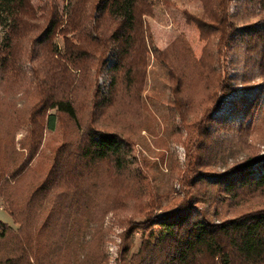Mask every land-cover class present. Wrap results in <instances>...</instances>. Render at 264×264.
I'll return each mask as SVG.
<instances>
[{
    "label": "rangeland",
    "instance_id": "rangeland-1",
    "mask_svg": "<svg viewBox=\"0 0 264 264\" xmlns=\"http://www.w3.org/2000/svg\"><path fill=\"white\" fill-rule=\"evenodd\" d=\"M30 2L37 10L40 29L35 32V37L39 43L34 44V51L30 53L31 41L23 40L22 46L15 50L14 58H0V221L14 230L19 225L8 213L9 200L13 198L19 203L26 200L25 180L32 174L44 180L64 136L76 132L73 123L63 117L55 129H44L38 154L31 159L30 148L34 142L30 130L37 132L38 122L46 117V111L33 109L41 99L34 76L44 54L40 43L42 37L38 35L52 15L66 25L75 12L77 0ZM148 3L150 13L141 17L146 66L134 72L125 70L126 81L122 87L126 94H119L116 101L118 106L123 97L122 101L126 103V97L133 98L139 89L138 98L133 99H137V106L141 104V108L129 114L138 130H125L133 136L129 170L112 174L111 162L103 161L82 186L85 196L76 210L82 196L78 197L72 191L63 194L64 201L74 204L70 209V221L65 225L62 221L58 224L53 215L43 230L42 240L53 228L61 230L67 224L68 228L72 226L81 232L78 260L97 248L99 238L106 255L103 264H119L122 247L127 243L124 234L131 221L139 223L137 225L147 221L149 226L138 229L130 238L129 257L137 253L147 239L167 250L172 249L174 239L148 217H159L168 209L203 200L190 186L192 181L201 178L206 179L209 203L198 204V213L207 212L211 206L208 197L217 194L216 188L211 186L216 174L226 173L248 159L264 157V58L260 56L264 53V0H149ZM221 9H225V25L212 24L213 13ZM95 17H98L96 11L92 15V25ZM4 29L0 26V53L5 49ZM54 42L55 47L63 51V35H57ZM186 46L196 61L205 57L216 59L214 66L222 81L216 93V104L205 118L207 138L201 143L197 141L205 148L196 154L193 147L188 148L190 133L186 122L169 103L173 98L170 71L161 60L164 53H173L175 49L182 52ZM128 62L139 64L140 55H132ZM96 63L88 64L84 70L82 86L76 95L82 116L100 118V123L107 124L102 117L103 110L95 103L109 94L118 63L117 49L108 48L102 62ZM115 110L118 108H112ZM112 111L108 114L115 127L119 116ZM200 115L201 111L197 113ZM127 124L128 127L131 125L130 122ZM194 134L196 136V132ZM212 154L218 158L211 161V168H201L195 163L196 156L213 160ZM261 163L264 164V160ZM249 204L253 208L264 206V195H257L244 206ZM150 214L152 216H148ZM44 220L45 215L39 219V226ZM181 232L182 228L176 229V233ZM72 262L77 263L74 259Z\"/></svg>",
    "mask_w": 264,
    "mask_h": 264
},
{
    "label": "trees",
    "instance_id": "trees-1",
    "mask_svg": "<svg viewBox=\"0 0 264 264\" xmlns=\"http://www.w3.org/2000/svg\"><path fill=\"white\" fill-rule=\"evenodd\" d=\"M148 2L77 0L75 12L66 25L63 26L52 15L38 35L42 37L40 43L44 54L38 61L34 76L41 99L33 109L46 111V117L38 122L37 132L30 130L34 142L30 148L31 159L38 154L44 129H55L63 117L73 123L76 132L72 136H64L44 180L33 174L25 180L26 200L20 203L13 198L9 200L8 213L19 228L14 230L0 221V264H74L73 259L76 264L105 262L106 255L99 238L97 248L78 260L81 232L72 226L68 228L67 224L61 230L53 228L42 240L43 230L48 227L49 218L53 215L58 224L62 221L65 225L70 221V209L74 204L64 201L63 194L72 191L78 197L82 196L76 210L85 196L82 186L103 161L111 162L112 174H123L129 170L133 136L125 130H138L136 122L129 116L141 108V104L137 106V99H133L138 98L137 83L133 98L128 95L124 103L121 97L118 106L116 101L119 94H126L122 87L126 81L125 70L134 72L146 66L147 51L142 41L141 17L150 13ZM36 11L30 0H0V26L6 31L3 40L5 49L1 50L4 54L0 53V58H14L26 39L33 46H30L29 52L34 51V44L38 42L35 32L40 29ZM95 11L98 17L94 18L95 24L92 25ZM224 11L217 10L213 13L214 17L211 15L214 18L212 24L225 25ZM59 34L63 35V51L55 47L54 39ZM112 46L117 49L118 57L112 86L109 94L95 103L103 110L102 117L108 122L103 124L100 118L81 115L76 92L82 86L88 64L102 62L105 52ZM132 55H140L139 64H127ZM260 56L264 58V53ZM161 57L170 71L173 98L169 103L186 122L190 133L188 148L193 147L196 154V151L205 148L199 146L207 138L208 122L205 118L216 104V93L222 86L221 76L214 66L216 59L205 57L196 61L188 46L185 51L175 49L173 53H164ZM73 70H80V73ZM112 108L118 110L112 111ZM51 110L56 111L48 113ZM108 111L119 116L115 127L111 125L113 118ZM200 111L201 115L197 116ZM127 122L131 124L129 127ZM219 148L222 150V146ZM211 156L213 160L196 156L195 163L201 168H211V161L218 158L215 154ZM263 160L264 157L248 159L226 173L216 174L211 186L216 188L217 194L208 197L211 206L203 214L198 213L197 206L209 203L205 178L190 184L194 194L203 200L168 209L159 217L148 215L152 216L148 217L150 221L162 226L174 239L175 245L170 250L147 239L142 242L139 251L129 257L132 247L130 238L138 229L149 226L147 221L140 225L131 221L124 234L127 243L122 247L119 264H264V206H244L257 195H264ZM43 215L44 223L39 226ZM177 228H182V232L176 233Z\"/></svg>",
    "mask_w": 264,
    "mask_h": 264
}]
</instances>
